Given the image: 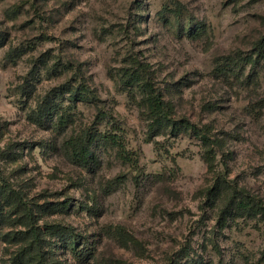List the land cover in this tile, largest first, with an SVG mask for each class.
Masks as SVG:
<instances>
[{"label":"rangeland","instance_id":"374dc122","mask_svg":"<svg viewBox=\"0 0 264 264\" xmlns=\"http://www.w3.org/2000/svg\"><path fill=\"white\" fill-rule=\"evenodd\" d=\"M0 39V183L41 207L40 227L78 236L72 249L46 238L52 263L264 264L261 218L232 212L219 226L225 194L203 195L220 180L264 207V0H0ZM258 47L263 59L237 77L213 76ZM134 64L174 119L220 141L212 170L191 132L148 134L144 94L123 83ZM84 87L87 100L72 104ZM83 131L98 135L85 167L67 145ZM69 201L64 213L45 210ZM24 230L0 222V264L11 263L12 233Z\"/></svg>","mask_w":264,"mask_h":264},{"label":"trees","instance_id":"16d2710c","mask_svg":"<svg viewBox=\"0 0 264 264\" xmlns=\"http://www.w3.org/2000/svg\"><path fill=\"white\" fill-rule=\"evenodd\" d=\"M193 36H198L196 32ZM1 40V39H0ZM260 59H263L262 47L257 48L255 57L241 58L236 54L234 57H228L222 64H218L213 70V76L218 77H237L236 70L243 63L255 65ZM144 66L133 65L127 68L124 73L123 83L126 86H138L144 94L142 99L143 105L148 118L147 132L149 135H154L160 130H169L171 135L191 132L201 142L204 159L212 170L214 158V148L220 146V141L210 138L208 129H198L195 125L189 123L188 120L174 119V108L171 103L164 100L163 94L157 88H154L150 82L148 74ZM83 93L74 92L70 95V102L75 104L78 101L87 100L85 93H90L88 88L81 90ZM43 105H39L37 111H33L30 120L35 124H40L45 113ZM68 122L67 116L58 118V126L61 128ZM98 135L83 131L81 134L71 137L67 145L69 146L70 156L73 162L77 165L85 167L90 161H96L95 156L91 153V146ZM224 193L223 204L217 213V223L224 227L227 218L232 215V212L243 217L259 216L264 222V207L260 200L251 196L247 191L237 188L236 186L227 185L224 181H217L211 187L204 189L206 199L211 202L219 194ZM69 202H56L47 205L46 212L59 211L64 213ZM28 205V202L23 199L19 191H14L5 181L0 183V222H6L10 225H20L25 230L15 231L12 233L13 239L19 243V248L11 257L10 264H58L52 263L47 258V253L44 248L49 243L46 238H62L67 242L65 245L72 249L78 236L73 234V231L61 224L44 223L41 227L37 224V219L34 218V210L41 211V207ZM9 206V211L2 213L3 207ZM13 217V218H12ZM10 240V242H11ZM50 262V263H49Z\"/></svg>","mask_w":264,"mask_h":264}]
</instances>
